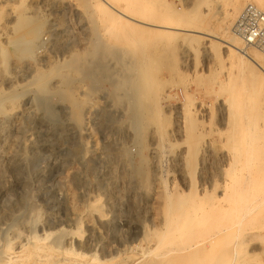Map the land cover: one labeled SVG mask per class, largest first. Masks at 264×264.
Here are the masks:
<instances>
[{"label":"rangeland","instance_id":"rangeland-1","mask_svg":"<svg viewBox=\"0 0 264 264\" xmlns=\"http://www.w3.org/2000/svg\"><path fill=\"white\" fill-rule=\"evenodd\" d=\"M243 1L235 13L234 0H152L136 16L226 38L237 35L236 21L251 3ZM90 12L81 0H0V245L36 235L44 243L59 238L73 256L83 254L94 264L110 257L115 264H164L160 256L166 248L156 244V186L145 187V208L139 194L135 203L128 197L139 179L133 170L139 159L151 163L148 117L156 116L167 141L176 145L181 140L169 129L177 107L203 104V133L222 144L217 95L223 92V100L235 90L226 77L233 73L230 54L221 39L166 27H146L141 35L134 27H108V45L102 37L95 43ZM207 39L214 45L209 51L203 48ZM240 46L251 55L259 51ZM255 70L260 75L255 108L264 119V73ZM123 166L131 173L130 186L120 178ZM258 227L249 248L254 263L261 257L256 263L264 264V230Z\"/></svg>","mask_w":264,"mask_h":264},{"label":"bare ground","instance_id":"bare-ground-1","mask_svg":"<svg viewBox=\"0 0 264 264\" xmlns=\"http://www.w3.org/2000/svg\"><path fill=\"white\" fill-rule=\"evenodd\" d=\"M242 1L243 0H234L233 12H238L239 8H241ZM248 1L264 11V0ZM81 2L85 8L87 7L91 10L89 15L90 21L97 28L96 34H93V42L95 43H97L102 37L105 39V44L108 45V27L109 31H118L122 28L127 30V27H134L135 35L143 34L146 27H166L169 28V30L179 29L184 32L193 31L197 34L208 37V39L210 37L212 39L218 38L215 35L199 30L175 28L164 26L163 24H156L153 21L146 22L138 19L136 15L145 12L148 6L152 3V0H81ZM174 32L175 31H173V33ZM239 37L237 35H230L226 38H218L221 39V42L230 54L233 73L231 71L226 77L230 86L235 88V90L230 91V94H227V97H224L223 100L219 97L220 95H224L222 91L221 94L219 93V95H217V101L220 103L217 109L219 111V124L222 126L221 134L224 135L223 143L221 141L222 144L219 146L215 145L214 142L208 139L206 134L203 133V129L199 123V119L206 111V107H204L203 104L197 103L198 105L190 108L176 106V121L169 129V131L175 135L177 140H181V142L176 145L167 141L166 128L161 123L157 122L156 116L150 114L148 117L150 119L148 125L151 127L150 140H152L151 145L148 148V155H150L151 163L147 158L141 157V150L143 149L139 148L141 151L139 157L141 158L135 169H133L134 171H137L139 179H137L136 186L130 187L128 197L131 202L135 203L137 200L136 197L139 194L140 196L138 197L141 199L139 201L143 203L142 208H145L148 201L145 187L150 185L156 186L153 192V199L158 204L156 220L158 219L160 224L157 230L158 238L156 244L157 247L164 245L166 248L162 256L159 255L164 264H255L256 262H261V260L259 261L261 255L258 254L260 258L254 263V259L252 260L251 258L252 254H250L251 249L249 247L253 240L254 228L258 225L259 227L256 231L261 228V230H264V119L261 117L260 111H257V108H255V96L259 93L256 89V82H258L260 76L255 68L260 69L264 73V64L262 63V60L264 61V52L255 50L252 55L249 54L246 52L247 50L241 48V46L239 47L240 43H244L243 39ZM208 39L203 43L205 51H209L210 47L214 46L212 45V41L208 44ZM24 41H19V43H23ZM244 45L246 44L244 43ZM186 59H188V55L186 56ZM81 65L83 66V63ZM75 68L77 67L75 66ZM27 86H29V84ZM16 91L19 90L16 89ZM6 95L7 94L5 93L3 98H5ZM175 95L177 96V94ZM11 141L13 140L11 139ZM118 146L120 145L118 144ZM129 174L131 173H129L126 166L121 167L120 178L122 179V183L127 184L128 186L133 184V179ZM139 208H141V206ZM153 216L155 215L153 214ZM77 220L79 221V219ZM76 223L78 224L77 221ZM59 225L62 224L59 223ZM65 233L66 235L68 234L67 232ZM4 234H1V236ZM48 235H50V232ZM58 235L61 234L58 233ZM43 240L44 238L34 235L32 237H25L20 242L14 243L6 241L0 245V264L95 263L85 260L83 254L73 256L68 248L61 245L59 238L51 240L48 243H44ZM262 240L264 241V239ZM80 245H82V243ZM127 247H130V245ZM141 247L142 246H140V249H146V245L143 248ZM134 248L136 249L137 247ZM130 249L131 248H129V250ZM135 251L137 252V250ZM144 251L142 253H144ZM140 252L135 254L139 255L138 253ZM150 252L153 253V251ZM144 254V256H146V254L149 255L150 253L148 254L145 252ZM154 254L155 252L153 255ZM148 261L150 260L147 259V262ZM136 262L134 261L133 263ZM96 264H115V262H113V257H110L106 260H98ZM152 264H155L154 261Z\"/></svg>","mask_w":264,"mask_h":264},{"label":"built area","instance_id":"built-area-1","mask_svg":"<svg viewBox=\"0 0 264 264\" xmlns=\"http://www.w3.org/2000/svg\"><path fill=\"white\" fill-rule=\"evenodd\" d=\"M235 32L246 46L264 52V11L255 4H247L237 19Z\"/></svg>","mask_w":264,"mask_h":264}]
</instances>
